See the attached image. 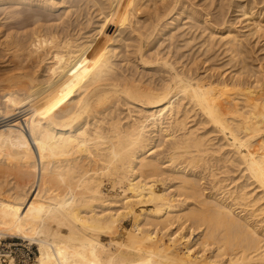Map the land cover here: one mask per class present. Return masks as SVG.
<instances>
[{"label": "bare ground", "instance_id": "obj_1", "mask_svg": "<svg viewBox=\"0 0 264 264\" xmlns=\"http://www.w3.org/2000/svg\"><path fill=\"white\" fill-rule=\"evenodd\" d=\"M250 42L264 0H0V240L38 264H264Z\"/></svg>", "mask_w": 264, "mask_h": 264}, {"label": "built area", "instance_id": "obj_2", "mask_svg": "<svg viewBox=\"0 0 264 264\" xmlns=\"http://www.w3.org/2000/svg\"><path fill=\"white\" fill-rule=\"evenodd\" d=\"M38 247L30 241H0V264H38Z\"/></svg>", "mask_w": 264, "mask_h": 264}, {"label": "rangeland", "instance_id": "obj_3", "mask_svg": "<svg viewBox=\"0 0 264 264\" xmlns=\"http://www.w3.org/2000/svg\"><path fill=\"white\" fill-rule=\"evenodd\" d=\"M33 28H34V27H32V28H31V27H30V28H27V29H26V32L28 31V29L31 30V29H33ZM6 29H7V31L9 30L8 28H6ZM6 29H5V30H6ZM15 29H16L17 32H23V31L25 32V30H24V29H21V28H19V30H18V28H15ZM15 29H14V30L11 29V30H9V31H10V32H13V33H17V32H14ZM252 42H254V41H252ZM252 42H250V44H251V45H255V46H253V47H254V48H257V49H256V52H255V51L252 52V53L254 54V55L252 54V57H253V58H254V56L256 57V58H254L255 66L257 65L258 68H259V66L261 65V69H263V68H264V65H263V64H264V57H263V56H264V51H260L259 48H261V45L264 46V44H260V45H259V44H257V42H255L256 44H255V43H252ZM263 43H264V42H263ZM256 45H257V46H256ZM258 45H259V48H258ZM250 47H251V46H250ZM254 48H253V49H254ZM253 49H252V50H253ZM254 50H255V49H254ZM258 52H259V53H258ZM261 52H262V53H261ZM255 53H256V54H255ZM257 54H258V55H257ZM260 54H261V55H260ZM262 57H263V59H262ZM257 58H258V59H257ZM257 61H258V62H257ZM261 61H263V62H261ZM256 62H257L258 64H257ZM262 63H263V64H262ZM257 66H256V68H257ZM261 71L263 72V70H261ZM260 76H262V75H260ZM106 190H108V186L106 187ZM132 225H133V222H132V221H130V220H129V221H126V223L124 224V229H130V228H132ZM7 240H8V241H18V242L20 241V242H21L22 240H25V239H20V238H15V237H8ZM165 240H166V239H165ZM0 241H1V243H2L3 240H0ZM26 241H28V240H26ZM107 241H108V240H106V242H107ZM34 245H35V244H34ZM36 246H37V245H36ZM37 247H38V246H37ZM183 247H184V246H183ZM183 247H181V249H182ZM184 248H185V247H184ZM184 248H183V250H184Z\"/></svg>", "mask_w": 264, "mask_h": 264}]
</instances>
